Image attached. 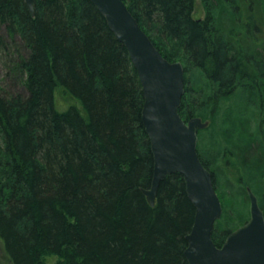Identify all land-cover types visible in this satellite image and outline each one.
<instances>
[{"label": "trees", "instance_id": "obj_1", "mask_svg": "<svg viewBox=\"0 0 264 264\" xmlns=\"http://www.w3.org/2000/svg\"><path fill=\"white\" fill-rule=\"evenodd\" d=\"M124 1L162 54L184 64L182 117L210 122L199 130L198 151L223 205L212 233L221 246L250 217L248 187L264 210V33L257 34L264 0H201L202 18L198 0ZM35 2L33 15L26 0H0V51L16 35L27 49L17 63L27 93L0 91L6 257L12 264H189L196 207L183 175L162 180L154 205L143 192L154 156L128 48L91 0ZM58 87L80 105L59 109Z\"/></svg>", "mask_w": 264, "mask_h": 264}, {"label": "water", "instance_id": "obj_2", "mask_svg": "<svg viewBox=\"0 0 264 264\" xmlns=\"http://www.w3.org/2000/svg\"><path fill=\"white\" fill-rule=\"evenodd\" d=\"M91 1L128 48L142 83V122L154 156L151 185L143 188V192L154 205L162 180L168 174L181 173L196 207L194 224L186 235L185 255L189 264H264V210L251 187L247 188L249 219L230 232L221 246L213 239L223 205L213 174L198 151L199 130L210 122L200 116L185 120L179 111L185 93L182 62L170 61L162 54L124 0ZM26 3L34 15L35 0Z\"/></svg>", "mask_w": 264, "mask_h": 264}, {"label": "rangeland", "instance_id": "obj_3", "mask_svg": "<svg viewBox=\"0 0 264 264\" xmlns=\"http://www.w3.org/2000/svg\"><path fill=\"white\" fill-rule=\"evenodd\" d=\"M195 15L197 17H204L205 9L201 0L197 1ZM264 30V26H263ZM264 31H258L257 34L263 35ZM7 38L8 48L6 51H0V91L9 94L16 93H27L26 87L23 85L22 72L17 66L18 58L27 55V49L25 43L21 40L19 35H16L14 39ZM183 98V97H182ZM76 104L80 105V101L76 99L71 94L67 93L63 87H58L56 89V105L59 109L64 110L69 106ZM206 158L212 166L215 163L210 160V155L206 154ZM219 167L224 170L228 168L225 163H218ZM229 171V170H228ZM227 171V172H228ZM235 172V171H234ZM236 173V172H235ZM236 177V176H234ZM47 261H56L58 259L55 255H48L45 257ZM0 264H12L10 260L6 257L3 243L0 239Z\"/></svg>", "mask_w": 264, "mask_h": 264}, {"label": "bare ground", "instance_id": "obj_4", "mask_svg": "<svg viewBox=\"0 0 264 264\" xmlns=\"http://www.w3.org/2000/svg\"><path fill=\"white\" fill-rule=\"evenodd\" d=\"M125 2V1H124ZM126 3V2H125ZM176 61H179V60H176ZM182 62V61H181ZM183 64V63H182ZM183 66H184V64H183ZM185 68V67H184ZM184 77H185V74H184ZM204 129V128H203ZM253 189V188H252ZM255 191V190H254ZM216 241V240H215ZM217 242V241H216Z\"/></svg>", "mask_w": 264, "mask_h": 264}]
</instances>
